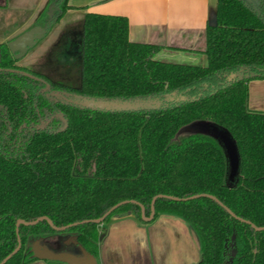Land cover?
Instances as JSON below:
<instances>
[{"label": "trees", "instance_id": "1", "mask_svg": "<svg viewBox=\"0 0 264 264\" xmlns=\"http://www.w3.org/2000/svg\"><path fill=\"white\" fill-rule=\"evenodd\" d=\"M54 0H51L53 2ZM61 0L58 21L71 8ZM50 2V3H51ZM49 7V5H48ZM48 7L41 24L48 18ZM57 21V22H58ZM163 47L129 39L123 15L86 14L81 83L53 81L20 65L8 43L0 44V262L27 264L32 243L64 232L96 251L103 222L116 215L142 219L140 204L155 220L169 214L197 231L196 264H264V112L248 107L249 82L264 79V0H217L215 24L206 28L208 66L156 59ZM107 100L159 98L157 109L106 111L67 103L55 93ZM197 120H209L235 145L233 174L226 149L214 138L192 134L175 140ZM136 201V202H134ZM48 216L36 225L32 221ZM86 221V222H84ZM78 223V224H75Z\"/></svg>", "mask_w": 264, "mask_h": 264}, {"label": "crops", "instance_id": "2", "mask_svg": "<svg viewBox=\"0 0 264 264\" xmlns=\"http://www.w3.org/2000/svg\"><path fill=\"white\" fill-rule=\"evenodd\" d=\"M50 2L51 0H0V44L9 43L28 29L43 25L39 22H42L41 17ZM68 5L71 8L52 26L45 38L61 34L72 26L83 29L85 16L90 12L123 15L129 20L131 41L163 47L156 59L169 63L208 66L205 53L206 28L208 24L216 23L217 0H69ZM67 19V24H63ZM42 40L18 62L20 65H24L22 62L32 58L34 52L44 46L46 42L45 39ZM248 107L253 111L264 112V79L249 82ZM165 216L166 223L169 222L172 229L173 225L177 226L176 232L163 225V234L156 235L153 229L149 231L143 224L145 222L139 221L130 213L112 217L98 228L95 252L84 247V253L69 232L45 238L50 241V248L54 253L74 255L78 259L77 264H94L86 252L95 257V264H161L162 259L164 260L161 244L166 241L164 246L168 242L171 246L168 249L171 264H181L180 258L176 256L177 259H174L175 246L182 248L185 254L184 248L188 245L185 237L189 230L185 223H181L185 222L182 219ZM179 226H183L181 236ZM164 236L168 241L164 240ZM176 252L179 253L180 250ZM158 254L162 256L161 261ZM27 264L70 263L59 259L37 258Z\"/></svg>", "mask_w": 264, "mask_h": 264}, {"label": "rangeland", "instance_id": "3", "mask_svg": "<svg viewBox=\"0 0 264 264\" xmlns=\"http://www.w3.org/2000/svg\"><path fill=\"white\" fill-rule=\"evenodd\" d=\"M64 22L65 24H67L68 19L64 20L63 24ZM48 37L43 38V40L45 39L44 41L46 43L41 42L45 43L43 44L44 46L38 48V50L34 52L35 54H33L32 58L22 63L24 64V66H27L32 71L38 73L44 72L55 81L64 82L71 86H79L81 83L83 29H78L76 28V26H72L68 27L61 34H54L50 38ZM22 60L23 58L19 61ZM192 134H203L214 138L220 145L224 147V149H226L227 153H230V150H228L225 144H234L228 134L217 128V126L209 120H197L188 124L178 132L175 137V140H182ZM165 215L169 214H160L155 220L150 221L149 223L145 222L143 224L148 227L149 231H152L153 229L154 234L161 235L163 234V232L161 231H165V227H163V225H165L166 228L168 226L170 230L172 229L169 222L166 223L165 219L167 218ZM181 223H185L187 230H189L187 237H185L188 245L184 248L185 254H183L182 248L178 249L175 246L174 259H177V256L178 258H180L181 264H196V262L200 259L201 255V243L199 234L189 223ZM173 226L174 229H172V231L176 232L175 230L177 229V226ZM167 231L168 229L166 230V232ZM179 231L181 236V233L183 232V226H179ZM164 240L168 241L167 238H165ZM47 241L48 238H45L42 243H45L44 245L47 248H50V241ZM165 244L166 241L161 244L163 245L162 256L164 258V260L162 259L163 263L161 262V264H166L168 260H172L168 252V249L170 250L171 246L169 242L168 245L164 246ZM176 250H180V252L177 253ZM162 256L161 254H158V258L160 261ZM169 264H171V261L169 262Z\"/></svg>", "mask_w": 264, "mask_h": 264}, {"label": "water", "instance_id": "4", "mask_svg": "<svg viewBox=\"0 0 264 264\" xmlns=\"http://www.w3.org/2000/svg\"><path fill=\"white\" fill-rule=\"evenodd\" d=\"M60 1L61 0H54L49 4L48 7V18L45 21L43 25H37L34 26L15 39L11 40L8 43L9 49L11 53L13 54L14 58L17 60H21L24 58L27 53L29 52L30 49L34 48L39 41H41L43 38L47 36L49 31L51 30L52 26L57 23L59 19V14L62 12L61 6H60ZM246 2L249 6L257 9L259 5V0H243ZM55 95L60 98L61 100L67 102V103H72L77 106L83 107V108H92V109H99V110H106V111H138V110H146V109H157L162 105V101L159 98H147V99H142V98H136V99H129V100H107V99H95V98H89V97H81V96H71L69 94H64V93H55ZM218 128V127H217ZM233 144V143H232ZM230 150L229 157H230V162H231V167L233 174H235L238 170L239 162H238V156L236 154L235 150V145H228L225 144ZM202 196H207L209 198H212L216 200L219 204H221L227 211L233 216L236 217L237 219L241 221H245L247 223H250L255 230L257 231H263L264 226H257L256 224H253L249 220H245L239 216H237L229 207H227L221 200H219L217 197L214 195L210 194H197L193 195L187 198H184V200L192 199V198H198ZM158 197H168L171 199H176L178 200V197L172 196V195H163L159 194L155 196L152 199L151 202V213L149 216L146 215V208L143 204H140L141 209H142V219L145 222H150L154 219L155 214H156V207L155 203ZM128 201H123L122 203H119L115 206H113L111 209H109L102 217L96 218V219H91L87 220V222L92 221L98 224L103 223V221L106 219V217L111 214L116 208H118L121 204L127 203ZM136 202V201H134ZM41 221H47L53 228L56 230L60 231H65L68 226H63V227H57L54 225L53 221L51 218L48 216H40L35 220L32 221H26L24 219H19L17 221V232L19 233V227L21 224L31 226V225H36ZM86 222V221H84ZM78 224V223H75ZM73 237L75 239V242L79 244L76 240V235L73 234ZM45 236H41L40 238L36 239L32 243V247L35 253V256L37 258L41 259H59V260H64L70 264H77L79 263L77 260V257L74 255H69V254H57L52 251L51 248H47L43 243L42 240H44ZM79 246L82 248V251L84 252V247L79 244ZM22 247V239L19 236L18 237V246L16 249L9 254L7 257H5L0 264H6L7 261H9L13 255H15ZM85 253V252H84ZM86 254L89 256L91 259V262H96L95 257L92 254H89L86 252ZM79 258V257H78ZM69 259H72L69 260Z\"/></svg>", "mask_w": 264, "mask_h": 264}, {"label": "flooded vegetation", "instance_id": "5", "mask_svg": "<svg viewBox=\"0 0 264 264\" xmlns=\"http://www.w3.org/2000/svg\"><path fill=\"white\" fill-rule=\"evenodd\" d=\"M42 74H44V73H42ZM44 75H46V74H44ZM46 76H48V75H46ZM50 79H52L50 76H48ZM53 81H55L54 79H52ZM57 82H60V81H57ZM62 83H64V82H62ZM65 84H67V83H65ZM67 85H69V84H67ZM74 87H78V86H74Z\"/></svg>", "mask_w": 264, "mask_h": 264}]
</instances>
